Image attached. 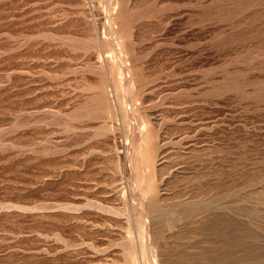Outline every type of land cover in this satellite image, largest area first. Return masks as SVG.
Returning a JSON list of instances; mask_svg holds the SVG:
<instances>
[{"label":"rangeland","instance_id":"374dc122","mask_svg":"<svg viewBox=\"0 0 264 264\" xmlns=\"http://www.w3.org/2000/svg\"><path fill=\"white\" fill-rule=\"evenodd\" d=\"M0 264H264V0H0Z\"/></svg>","mask_w":264,"mask_h":264}]
</instances>
